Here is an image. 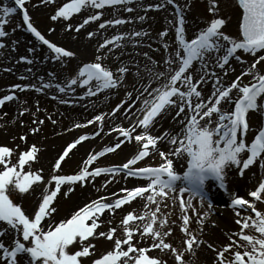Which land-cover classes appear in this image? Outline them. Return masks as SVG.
Instances as JSON below:
<instances>
[{
	"label": "snow or ice",
	"instance_id": "1",
	"mask_svg": "<svg viewBox=\"0 0 264 264\" xmlns=\"http://www.w3.org/2000/svg\"><path fill=\"white\" fill-rule=\"evenodd\" d=\"M218 2L209 0L210 17L195 26L187 23L186 0L184 4L179 0H161L158 4L148 5L149 9L172 6V19L167 22L171 25L172 35L167 27L160 31L157 34L162 41L160 57L156 59L143 53L148 63L141 67L138 61H133L134 71L122 61L115 69L104 61L114 48L123 46L125 38L133 46L142 44V40L135 38L147 36L143 30L104 37L92 60L80 61L68 77L58 79L57 73L49 71L47 79L33 76L32 82L12 84L8 94L0 96V106H3L5 102L18 99L16 91L54 89L55 93L75 95L79 88L82 90L79 99H83L106 90H119L127 83L128 76H132L130 89L125 88L126 99H121L107 114L100 113L86 121V124H99L92 135H99L103 130L106 115L115 120L122 114L127 126L123 122L110 126L108 131L116 134L112 145L90 153L73 174H61V162L69 156L71 149L88 138L87 135L67 144L47 177L43 175V169L31 167L33 161H38L39 149L35 144L18 153L15 148L0 146V264H84V258L90 264H167L165 257L171 258L174 264H187L185 251L194 257L201 244L214 253V264H264V211L255 206L257 201L264 200V173L258 186L247 193L252 200L232 195L231 207L238 231L227 234L230 242L226 245L217 247L201 240L189 230V216L184 214L181 231L186 238L182 248L174 247L166 240L172 229L163 230L166 221L158 219L157 215L161 204L177 189L181 194H188L187 200H180V208L184 210L194 207L192 197H198L202 202L208 199L207 181H215L219 187L226 188L228 170L235 167L243 175L244 170L258 159L264 167V124L253 129L248 118L250 112L264 116V67H260L264 65V0H235V35L224 31L228 20L220 15ZM28 3L29 0H11L10 6L6 0L0 2V49L10 47L15 52L19 41L11 39L10 32L20 29L29 33L33 40L26 49L30 55H20L16 63L32 65L51 61L66 65L76 60V52L52 42L34 26ZM39 3L50 5L55 0H39ZM131 3L132 0H65L50 19L53 22L69 21L82 9L102 10L106 6ZM124 10L133 11L130 7ZM13 16H18L20 22L8 29L7 26L14 23ZM102 16L101 11H95L83 18L81 24L67 23L65 28L78 34L90 22H97L96 31L86 32L88 38H94L103 34L101 30L132 22L131 18L102 19ZM137 19L143 21L145 17L138 16ZM53 30L49 28L48 32ZM238 51L251 54V60L242 59ZM37 53H41L43 59ZM233 60L241 65V70L234 79L225 81L228 73L235 71L231 66ZM26 71L32 74L31 67ZM18 78L29 79L25 75ZM209 86L210 91L206 94L205 88ZM55 93L53 99L57 98ZM75 102L60 100L64 104ZM36 105V111H39V101ZM26 112L29 109L22 108L19 115ZM32 115L33 124L44 123L35 118V113ZM169 117L174 127L162 129L161 121ZM29 131L36 133L39 127ZM19 139L26 143V136ZM126 142L137 147L125 162L90 168L98 157L121 148ZM160 144H166V147L161 148ZM153 154L160 158L158 164L138 166V162L154 158ZM174 161L186 164V168L178 172ZM117 174H123L125 179H144L146 183L97 195L78 206L70 216L56 217L57 208L53 202L62 193V186L67 188L62 194L68 196L76 184L83 187L104 175L103 188L111 182L109 177ZM37 188L40 193L31 212L12 198L14 193L31 195ZM101 188L96 191L99 193ZM136 198L146 201L139 214L135 209L127 211L118 224L113 223L112 215L102 219L106 213L114 214ZM175 202L176 197L172 196V203ZM150 205H155V210ZM212 211V203L208 200L207 210L198 213V223L203 224ZM248 211L254 216L246 215ZM102 224L108 225L106 230H99ZM246 229H252L258 235L246 233ZM97 237L109 241L110 247L97 253L92 242ZM152 250H158L160 255H150Z\"/></svg>",
	"mask_w": 264,
	"mask_h": 264
},
{
	"label": "rangeland",
	"instance_id": "2",
	"mask_svg": "<svg viewBox=\"0 0 264 264\" xmlns=\"http://www.w3.org/2000/svg\"><path fill=\"white\" fill-rule=\"evenodd\" d=\"M0 2H4V0H0ZM6 2H8L11 6V0H6ZM63 2H65V0H55L54 4L44 5L40 4L39 0H29V3L27 4V8L34 26H36L38 30L45 34L46 38H48L52 42L57 43L60 46L65 45L61 42L63 38L69 35L73 36L74 39L81 38V40L85 41L94 40V46L97 48L98 43L102 42V39L104 37H110L111 35L117 33H130L132 31L143 30L148 34H151L153 48L150 53H152L151 56L153 58L158 59L163 50L161 48L162 41L157 37V34L167 27L169 28V35H172L171 25L167 23L172 19V6L165 5L164 8L160 9H149L147 7L150 4H158L161 2V0H132L131 4L106 6L102 10H94L89 7L86 9H82L80 13L73 14L69 21H51L50 16L54 14L55 9ZM179 2L181 4H184L185 0H179ZM186 3L188 5L186 17L187 23L189 25H198L210 17L211 14L208 12V7L210 6L209 0H186ZM33 5H35V7H33ZM125 7H130L133 9V11H125ZM218 7L220 9V15L228 20L224 31L226 33L235 35L237 32V7L235 5V0H219ZM95 11H101L103 13L102 19L123 18L125 20H128V18H131L132 22L137 21V26L139 27V29H129L127 31L126 28L124 29L127 24L126 22L121 25L109 27L106 31L101 30L103 34L97 35L94 38H88L86 32L96 31L98 26L97 22H90L87 26L80 29L78 34L71 29L66 30L65 24L71 23L74 26L77 24H81L83 18H86V16L89 14H93ZM138 16H144L145 19L143 21L138 20ZM11 19L14 23L7 26L8 29L14 27V24L16 22H20L18 16H13ZM49 28H52L54 30L52 32H48ZM10 37L11 39H18L19 43L15 52H13L10 47L0 49V52H3V55H0V96L8 94L9 86L12 84L32 82L33 76H44L47 79V73L49 71L57 73L58 79H63L74 73V70L76 69L77 64L80 61H91V58L86 55V53L81 51L76 52V60H73L66 65L52 63L51 61L46 63L35 62L32 65H28L24 62L16 63L20 55H30L27 53L26 49L27 47L31 46L29 44V41L33 40V37L26 31L20 29H18L15 33L10 32ZM143 38L144 37H138L135 39L144 40ZM6 43L10 44V40L6 39ZM122 44V47H117L121 48L119 49L120 51L123 49V47L133 46L128 38H125L122 41ZM143 44L144 43L139 45L142 46ZM137 46L138 45L134 47ZM66 48L69 50L71 49L69 46H66ZM117 48L114 49L116 50ZM238 54L241 55L242 59L245 60H248L249 56L251 55L248 53H243L242 51H238ZM36 55L40 56V58L43 59L41 53H37ZM231 62L232 69H234L235 71H230L229 73H231L232 76L238 75L240 72L238 66L240 64L234 60ZM118 65L119 63H117L113 68L115 69V67H117ZM124 65H129L128 67L132 69V71L134 70L133 64L129 63L127 65V63H125ZM29 67L32 68V74H29L26 71V69H28ZM260 67H264V65H260ZM6 69L11 70L9 71ZM21 75L28 76L29 79L20 80L18 77ZM207 88L208 87H206L205 89ZM54 93V89L45 90L43 92H36L32 89L25 90L23 92L16 91V95L18 97L17 100L5 102L3 106H0V123L3 121V119L8 118L11 112H14L16 116V122L13 128L2 130L0 124V146L15 148L16 152L18 153L20 151L27 150L28 147L35 144L39 149L37 154L38 161H33L31 167L33 170L43 169V175L46 177L49 176V174L52 172L55 160L58 158L59 154L67 146L68 143H71L73 140L78 139V137L81 135H85V133H83V130H85L87 127H92V129H94L95 127H97V125H99L97 122L86 124V121L92 119L97 114H107V111L104 110L103 107H101V101H104L105 99L109 100L106 108L109 110L110 106L115 107V105L119 103L121 99H126L124 95L125 92L122 90H106L102 93H98L95 96L84 97L83 99H79V96L82 95V90L79 88H77V92L75 95L55 93V95L57 96L56 99L52 98V95ZM61 99H72L77 102L72 104H64L60 103ZM36 101H39V111H36ZM22 108H28L29 112H26L23 116L19 115V111ZM87 108L88 111H90L88 115H83L79 118L75 117V115L80 113L81 110L86 111ZM32 113H35V118L42 119L44 123L42 125L33 124L32 121L34 117ZM255 116H258L259 119H257ZM248 118L250 127L253 129L258 128L261 125L260 119L264 121V116H261L260 114L257 115L254 112H250ZM21 120H23V125L21 124ZM52 121H55V123H53ZM252 123L254 127L252 126ZM74 124H81L83 126L73 127ZM32 127H39V131L36 133L30 132L29 129ZM20 136H26V143L19 139ZM75 152L76 151L74 148L71 149L69 156L61 162V174H73L78 170L80 166H82V161L86 160L88 157V155H85V153H83L82 155L80 154V156L78 157ZM109 166L114 165H105L104 167ZM91 167L97 166L95 163H93V165H90V168ZM105 179L106 177L104 175H101L99 177H96V179L91 183L85 184L83 187H81L79 184H76L73 186V191L69 193L68 196H64L62 194L63 191H67V188L62 186V193L58 194L56 200L53 202L54 206L57 208L56 217L59 219L70 216V214L75 211L78 206H82L83 203L88 199L95 198L97 195H107L108 193L119 192V190L121 189L120 186L115 187L110 191L107 188L108 184L105 187L101 188V185L104 184ZM109 179L111 180L112 177H109ZM210 182H214V185L218 184L215 181L210 180ZM97 188H101V191L99 193L96 191ZM39 193L40 189L37 188L31 195L14 193L12 198L17 202H21L26 211L31 212L32 209L36 206V201ZM135 201L136 200H133L130 204L124 205L122 209L117 210V212L114 214L106 213L105 216L102 217V219H107L109 215H112L114 217L113 223L118 224L120 219L122 218V215L126 214L127 211L135 209L137 214H139L143 210H137L135 208ZM213 213L217 214V211ZM184 214H187L189 216L188 228L192 231L195 227H197L198 217L196 213L189 212L187 208L184 210L181 209L179 212L173 210L164 212V210L160 208V211L157 213L158 219H164L166 221L163 230L167 231L168 228L172 229L170 235L166 238V240L172 243L173 246L177 248H182V241L186 237L185 233L181 231L183 227ZM107 227V224H102L99 230H106ZM235 230V228L232 229L233 232H235ZM245 232L258 235L252 229H246ZM216 234H218L216 228L210 229L211 237L213 236L215 238ZM215 239L217 242H220L217 237ZM223 241L224 240H221V242ZM5 242L7 243V240H5ZM92 242L96 246L97 253L103 252L105 249L110 247V242L102 237H97ZM149 254L153 256L160 255L158 250H152ZM189 255L190 253L185 251V260L189 258ZM165 259L167 260V264L174 263L173 260L169 257H165ZM200 259L212 262L214 261V253L210 250H203L200 255ZM84 264H90L87 258H84Z\"/></svg>",
	"mask_w": 264,
	"mask_h": 264
},
{
	"label": "bare ground",
	"instance_id": "3",
	"mask_svg": "<svg viewBox=\"0 0 264 264\" xmlns=\"http://www.w3.org/2000/svg\"><path fill=\"white\" fill-rule=\"evenodd\" d=\"M132 21V20H131ZM137 21H133L131 23H127L124 29L128 31L129 29L136 30L139 29L137 26ZM143 45H138L137 47H123V49L120 51L117 48L116 50L113 49V51L107 55V58L105 59V64L110 65L111 67H114L117 63L120 64V62L129 63L132 64L133 61H138L143 67L144 64L148 63L146 57L143 56V53H148V56L152 57L150 53L153 45H152V39L151 34H148L146 38H143ZM149 39V41H148ZM66 46H69L71 49L75 52H84L86 55H88L91 60L93 58V53L95 52L96 47L94 46V40L85 41L81 40V38H73V36H67L63 38L62 42ZM65 45H62L66 47ZM141 46V47H140ZM251 55L249 56L248 60H251ZM232 63V62H231ZM129 66V65H128ZM239 71L241 70V66L239 65ZM114 69V68H113ZM134 69V67H133ZM134 71V70H133ZM235 76H232L231 73H228V75L225 77V81L234 79ZM132 83V76H128V81L125 84V86L121 87L119 90H122L125 92V88H129ZM112 91V90H111ZM210 91V86L205 89V93L207 94ZM110 93V92H109ZM112 93V92H111ZM107 99L104 101H101V107L104 108V110L107 111V113L110 111L112 106H110L109 110L106 109L108 105ZM95 110V109H94ZM88 111V108L87 110ZM84 110H81L80 113L75 115L76 118L82 117L83 115H88L90 111L86 112ZM259 115V113H256ZM74 117V118H75ZM256 117V116H255ZM257 119L258 116L256 117ZM86 121V120H84ZM261 125L264 124V121L260 119ZM16 122V116L14 112H11L8 118L3 119L1 124V129L7 130L14 127ZM123 122L125 126H127V121L123 120V115L120 114L115 120L112 118H109L107 115L105 116V120L103 123V130L100 131L99 135H92V133L96 132L99 128V125L92 129L86 128L83 130V133L88 136V138L84 141H81L79 144H77L75 149V154L80 156L83 153L85 155H89L90 153H95L98 151H101L106 146H111L112 143L115 141L116 134L110 133L108 131L110 126H115V124ZM260 125V126H261ZM253 126V123H252ZM174 127V122L171 120V118H165L161 121V128L162 129H172ZM254 127V126H253ZM159 131V130H158ZM251 135V133H249ZM136 145L134 143H128L126 142L121 146V148L116 149L115 151L111 153H106L102 157H98L97 161L94 163L96 166L104 167L105 165H120L123 162L126 161V159L130 158L132 154L136 151ZM161 148H165L166 144H160ZM154 158H146L143 161L138 162V166H148V165H156L160 162V158L153 154ZM174 167L177 168L178 172H182L184 168H186V164H179L174 161ZM264 173V167L261 166V162L258 159L257 161H254V164L249 167V169L244 170L243 175L239 174L238 170L234 167L230 170H228L227 173V186L226 188H221L219 185H214V182L207 181L206 182V191L208 193V199L205 201H201L198 197H192V205L194 207H188V211L192 213H196L198 217V213L202 211H206L208 208V200L212 203V209L213 211L204 218V223L197 224V227H195L192 232L193 234L197 235L201 240L211 242L217 247L221 245H226L230 241L228 239L227 234L230 232H233L232 229H236L235 231H238V225L234 222L236 217L234 215V209L231 207V198L233 194H237L240 196H243L247 199L252 200L253 198H250L247 196V193L251 190H254L255 186H258V181L261 177V174ZM123 175H115L112 176L111 182L108 183L107 188L109 191L115 187H132L134 185L142 186L146 183L144 179H136V178H122ZM172 196L176 197V202L172 203ZM181 199H188L187 193H179L178 189L177 191L170 194V196L161 204L162 210L165 211H180V200ZM216 199V201H215ZM134 206L137 210H143V205L145 204V200L142 198H136L135 199ZM215 202V203H214ZM218 203V204H217ZM201 204H203V207H201ZM167 205V206H165ZM256 208L259 211H264V200L257 201L256 202ZM150 207L154 210L155 205H150ZM166 209V210H165ZM217 214H214L213 212H216ZM246 215L254 216V214L250 212H246ZM196 225V224H195ZM216 228L218 231V234H216L215 238L220 242H217L216 239L212 236H210V229ZM186 238V237H185ZM221 240H224L221 242ZM226 241V242H225ZM195 248V245L193 246ZM203 250H208L205 244H201L198 249L195 250L194 257L190 253L189 258L186 260L187 264H214V261H205L200 259V255L203 252ZM174 264V263H169Z\"/></svg>",
	"mask_w": 264,
	"mask_h": 264
}]
</instances>
